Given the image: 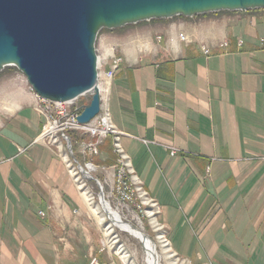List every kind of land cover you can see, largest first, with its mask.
I'll return each instance as SVG.
<instances>
[{
  "label": "crops",
  "instance_id": "1",
  "mask_svg": "<svg viewBox=\"0 0 264 264\" xmlns=\"http://www.w3.org/2000/svg\"><path fill=\"white\" fill-rule=\"evenodd\" d=\"M136 29L99 37V57L105 71L112 46L121 56L110 117L175 251L195 264H264V8ZM0 106V264H51L49 253L92 247L88 207L39 140L45 119L26 78L1 72ZM99 149L98 162L111 163L109 137Z\"/></svg>",
  "mask_w": 264,
  "mask_h": 264
},
{
  "label": "water",
  "instance_id": "2",
  "mask_svg": "<svg viewBox=\"0 0 264 264\" xmlns=\"http://www.w3.org/2000/svg\"><path fill=\"white\" fill-rule=\"evenodd\" d=\"M264 8V0H0V71L14 66L41 98L69 101L83 94L89 101L77 116L88 123L99 112L98 31L150 19L192 16L219 10ZM72 159L73 148L65 135ZM77 163L84 173L85 167ZM95 181L98 203L103 188Z\"/></svg>",
  "mask_w": 264,
  "mask_h": 264
},
{
  "label": "rangeland",
  "instance_id": "3",
  "mask_svg": "<svg viewBox=\"0 0 264 264\" xmlns=\"http://www.w3.org/2000/svg\"><path fill=\"white\" fill-rule=\"evenodd\" d=\"M161 19H150L147 21H140L132 24H127L115 29H108L104 27L103 29L99 30L98 31L99 33L94 43L98 60L101 61L99 57L101 55L100 54L101 52L98 46V39L102 35L108 34L111 36H119L123 33H127L125 35H129V34L133 35L134 33L133 30H135L136 28L151 29ZM260 43L264 44L263 38H261ZM116 53H117L116 47L112 46V48H110V55H108L107 58L109 57L111 60H113V58L120 57L121 60V56H118ZM103 65L104 64L100 62L99 66H97V70L101 75L105 73V71L109 70L108 69L103 71ZM6 71H9L14 75L18 74L24 77L23 74L19 72L17 68L14 66H6L0 71V74L1 72L3 73ZM108 98H109V94H108ZM89 99L90 97L87 98L88 101ZM1 108L2 106H0V112L2 111ZM116 130L119 131L117 128ZM123 135H128V134L124 132ZM107 137H109L110 140L111 154L113 156L112 158L113 161L111 163L105 164L98 162L99 160L97 159H99L100 156V149H99V153L92 158L83 155L82 152L80 151V148H78V146H76V143L72 141L71 147L73 148V155L75 157V160L78 161L79 164L84 166L85 167L84 169L87 170L93 177L99 180L101 188H103L104 200L110 204V207L112 209L118 212L119 216H121L122 221L131 224L136 228H139L149 237L151 242L155 245L156 256L159 260V264H195L189 258L180 257L175 251L169 239L168 229L160 219V213H161L160 205L158 201H156V199L153 196H151L148 193L147 189L143 186V180L141 179L139 174L135 172L133 165H132V169L134 171V175L140 178L142 183L141 187L145 189L148 196L158 203L159 210L157 212H154V214L152 213V215H150L149 212L151 211V209H148L147 208L148 206H145L144 208H136L135 206L128 204V207H124V209H122L109 195V190H110L109 186L112 178V174H111L112 168L114 167L115 164H117L119 158L113 151L112 137L111 136H107ZM61 154H62L61 158L64 160L62 161L64 162L65 165H66L65 162V158H66L67 161H71L72 164L77 168L76 161L72 159V157L70 156L67 150L63 149ZM89 162L95 164L96 166H99L100 168L103 167L104 169L103 170L96 169V171L95 170L92 171L90 170L91 168L90 169L87 168L88 166L86 164ZM66 169L72 182H74L76 189H78V192L81 193L84 203L88 207V211H89L88 217L91 226L90 234L92 235L93 238L91 243L92 247L90 248L84 246L79 248L70 247L64 250H57L54 251V253L58 252L59 255L58 256L55 255L54 259L52 257L53 253L51 255L49 253V255H47V258L51 262V264H89L90 259L93 257L96 260H98V264H144L145 258H144L143 244L134 237H132L127 232L125 231L123 232L118 228H116L115 226H113L107 220L106 217H103L104 213L101 209L100 203H98L99 188L97 187L95 181L83 178V180L81 181V187L78 188L80 182L77 181L75 182L74 177L70 174L68 170V167H66ZM129 185L132 187L135 186L134 188L136 190L138 181H129ZM136 194L137 193H135L134 198H136L137 201H139L141 204L144 203L143 201H141V198L136 197L137 196ZM163 230L165 231L167 242H162L159 240V234L164 232ZM71 236L73 237L74 234H71ZM71 242L72 244L74 243V241ZM198 258L199 259L196 264H215V261L212 260V258L210 259L209 258L207 259L206 257H198Z\"/></svg>",
  "mask_w": 264,
  "mask_h": 264
},
{
  "label": "built area",
  "instance_id": "4",
  "mask_svg": "<svg viewBox=\"0 0 264 264\" xmlns=\"http://www.w3.org/2000/svg\"><path fill=\"white\" fill-rule=\"evenodd\" d=\"M179 38L182 41H186L184 34L180 33ZM240 44L241 42L239 45ZM220 45L225 47L228 45V43L222 41L220 42ZM200 48L203 54H207L209 52V48L206 44L201 45ZM120 61V57L113 58V65L111 69L105 71V73L102 75L97 70L98 89L100 91V109L99 112L88 123H80L77 120L78 114L88 102L87 98L90 97L88 94H83L74 100L64 102L52 101L41 98L28 85L29 90L33 92L37 100V108L45 119V122L41 128L39 140L50 147H54L61 158V152L63 149L68 151L65 141V135H68L70 138V143L74 141L76 146L80 148V151L83 155L92 158L99 153V145L103 142V140L106 139L107 136H111L113 151L118 156L119 160L112 168L109 195L122 209H124V207H128V204L133 205L136 208H144L145 206H148L147 208L151 209L154 214V212L159 210V205L156 201L148 196L145 189L144 191L145 195H147L148 203L142 204L137 201L136 198H134V193L132 190H130L129 181H138L140 186H142V183L140 178L134 175L131 159L125 151L123 145L120 143L121 136L124 134V132L116 130L110 117L108 87L109 82L114 75L113 72L119 65ZM169 153L171 156L175 155L176 150L171 148ZM61 160L63 159L61 158ZM65 162L70 174L74 177V181L80 182L78 185V188H80L83 177L78 174L77 168L72 164L71 161H67L65 158ZM86 165L91 166L92 171H96V169H104L103 167L100 168L91 162L87 163ZM89 264H98V260L93 257L90 259Z\"/></svg>",
  "mask_w": 264,
  "mask_h": 264
},
{
  "label": "bare ground",
  "instance_id": "5",
  "mask_svg": "<svg viewBox=\"0 0 264 264\" xmlns=\"http://www.w3.org/2000/svg\"><path fill=\"white\" fill-rule=\"evenodd\" d=\"M97 60H98V56H97ZM101 61L98 60V63L100 64ZM98 64V65H99ZM87 168H91V166H88ZM92 170V168L90 169ZM87 171V170H86ZM79 172V170H78ZM88 171L87 173L83 170H81V172H79V175H81L84 179H88ZM131 183V182H130ZM136 185V184H135ZM130 190L133 191L134 195L135 193H137L136 197L141 198V201H143L144 203L148 202L147 201V195H145V191L143 189V187H141L138 183L137 188L135 190V186L132 187L130 186ZM135 197V196H134ZM101 209L104 213L103 217H106L107 220L116 228H118L121 231H125L128 234H130L132 237H134L135 239H137L138 241H140L143 246H144V264H159V260L156 256V248L155 245L151 242V240L149 239V237L139 228L134 227L131 224H128L126 222H123L121 219V216H119L118 212L115 211L114 209H112L110 207V204L108 202H106L105 200L101 202ZM152 210L149 212L150 215H152ZM164 231V230H163ZM159 240L162 242H167L166 241V236H165V231L162 232L161 234H159Z\"/></svg>",
  "mask_w": 264,
  "mask_h": 264
}]
</instances>
